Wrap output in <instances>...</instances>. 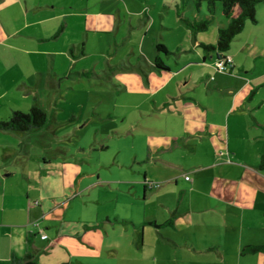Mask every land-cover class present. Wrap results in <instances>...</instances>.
Returning <instances> with one entry per match:
<instances>
[{
  "label": "crops",
  "instance_id": "0c3cea01",
  "mask_svg": "<svg viewBox=\"0 0 264 264\" xmlns=\"http://www.w3.org/2000/svg\"><path fill=\"white\" fill-rule=\"evenodd\" d=\"M101 1L0 0V119L7 118L13 110L27 111L34 103L46 110L45 101L55 104V92L67 97L70 95L68 88H78L69 83L65 85L64 80L91 73L85 69L82 72L66 69V65L70 55L71 61L76 62L75 58L88 53L85 45L89 37L87 32H101L112 27V16L108 14H114V11L108 12L107 0ZM96 3L102 5L101 10L93 13L96 20L89 23L88 9ZM63 4L65 10L58 11L56 8ZM199 14L195 19L202 16ZM87 28L91 30L84 33ZM239 38L241 36L235 40ZM198 39L201 40L195 34L194 40L201 46L203 41ZM182 49L178 47L173 49L175 52L168 51L181 57L188 46ZM55 52L60 55L57 57ZM214 53L215 56L209 54L210 58L217 56ZM229 53L232 55V48ZM156 54L154 52L152 58L148 57L152 62L146 59L149 66L152 63L154 73L162 75L176 69L164 58L168 67H157L154 63ZM206 55L200 53L202 60ZM183 59L185 61L176 71L190 67V59ZM178 62L176 59L175 63ZM204 66V73H191L182 82L184 87L179 93H164L162 101H158L155 95L147 100V105L152 101V109L148 107L146 112L157 121L148 128L152 132V140H148L146 154L136 152L132 161L119 160L116 156L112 162L117 163L121 170L124 165L130 166L134 172L133 179H110L108 174L98 170L94 181V171L85 166L90 163L89 159H84L83 164L82 161L55 162L52 155L43 150L42 137L39 138L45 125L28 131L0 129V264H15L14 257L22 259L27 254L32 255L31 259L36 264H180L182 260L186 262L184 264H214V261L219 264L221 259L227 258L226 249L221 245L222 236L208 239L203 224L211 230L220 228V222H207L206 217L218 219L215 211H221L225 203L237 196L245 199L243 194L248 192H251V201H256L257 210H264V201L258 199L264 197V186L258 185L247 172L251 171L264 182V170L257 167L264 149L252 143L253 137L247 130L256 129V125L261 124L252 126L238 118L244 110L239 104L241 94L250 87L251 91L263 87L264 71L258 81L246 79L239 71L249 70L248 65H240L233 58V66L228 69L235 73L232 76L234 83H231L229 78H225L226 72L212 71V66L206 63ZM203 80L206 81L205 87L201 86ZM192 81L194 86H191ZM149 85L154 87L151 83ZM33 87L37 94H34ZM124 87L122 83L117 90L123 91ZM20 90L28 96L23 98ZM145 99L136 104L141 111ZM50 111L47 110L46 124H53L57 119L55 112ZM38 145L41 150L34 151ZM197 148L201 149L200 157L189 162L181 159L196 157ZM176 152L180 157L175 156ZM206 154L209 161L203 163L202 158ZM215 166L219 167L220 174H217ZM83 175L92 178L86 179L90 193L99 196L95 200L104 203L108 197L102 193L109 195L114 190L116 200L120 198L123 203L128 201L138 208L142 206V215H135L123 204L112 208L99 206L93 218H70V205L57 211L55 205H62L65 201L59 195H76L79 191H76L74 181L79 177L80 182ZM26 180H30L33 187ZM147 206L152 208L148 215ZM242 209L244 212L245 207ZM243 215L241 213L240 218L243 219ZM169 219L172 222H167ZM37 220L40 222L35 226L34 221ZM52 226L56 231L49 235L45 229ZM92 231L100 234L98 241L92 240ZM42 234L46 237L43 238ZM37 236L47 239V244L55 241V245L48 244V249L45 245H38ZM253 243L264 244L250 240L242 243L241 237L239 249L241 256L246 255L252 261L260 259L257 252L242 254L240 250L244 244ZM57 245L64 250H57ZM43 253H47L49 258L42 259ZM259 264H264V259Z\"/></svg>",
  "mask_w": 264,
  "mask_h": 264
},
{
  "label": "rangeland",
  "instance_id": "374dc122",
  "mask_svg": "<svg viewBox=\"0 0 264 264\" xmlns=\"http://www.w3.org/2000/svg\"><path fill=\"white\" fill-rule=\"evenodd\" d=\"M60 1L66 2L68 0ZM99 1V3H102L101 0ZM104 1L106 2V0ZM99 3L90 6L88 9L89 23L96 20L93 13L101 10L102 5ZM217 4H220V2H217ZM63 6L65 4L58 6L56 9L58 11L65 10ZM202 9L206 14L205 3H203ZM255 9L257 21L245 20L244 29L239 35L241 38L234 39L231 42V48L232 57L240 65L246 63L249 67L247 71H245L246 68L240 70L239 74L246 79L254 78L258 81L259 76L264 71V1L259 2ZM107 11H114V14H108L109 17H113H111L112 27L102 29L101 32L91 33L87 32L91 30L87 28L84 33L87 32L89 35L88 41L86 40L85 43L88 53L79 55L83 60L80 61V58H75L76 62L71 61L72 56L69 54L71 62L69 61L66 65V69L72 68L73 71L77 70L79 72L85 69L91 73L89 75L81 74L74 76V79L63 81L65 85L69 83V85L78 87L75 89L68 88L69 96L65 97L61 92H55L53 100L55 104L50 105L49 101H45L46 111L55 112L57 119L56 122L53 121V124L51 122L45 124L42 127L43 132H40L39 135V138L42 137L44 144L43 150L45 149L47 155H52L55 162L59 161L63 164L64 161L66 163L82 161L83 164L86 161L84 159H89L90 163H86L85 166L90 171H94V181L98 170L108 174L110 179L133 177L134 172L130 166L124 165L123 170H121L117 163L112 162L116 156L119 160L132 161V156L136 152L139 155L146 154L148 140H152L150 135L152 132L148 128L157 121L155 117L148 115L146 112L148 107L152 109V101L150 102L151 105H147V100L155 95L158 101H162L161 95L164 93H179L181 87H184L182 82L188 79L191 73L193 75L204 73L205 63L212 66V71H217L215 58L209 56V54L215 56L214 51H209L206 58L202 60L200 53L204 52L206 54L207 52L200 45L198 46L194 40V35L197 34L201 39H198L199 42L215 44L218 26L225 25L223 15L217 11L205 30L192 32L185 20L180 18L179 12L177 13L175 0H107ZM181 13L183 17L191 21L195 19L196 14H199L197 7L189 2L186 3ZM15 22L19 23L20 20ZM4 30L6 31V29ZM84 35L83 38L86 39V35ZM156 43L164 44L168 47L167 50L178 47L184 49L188 46L187 51L183 52L181 57L173 53L165 54L162 51H160V54L164 60L176 69L185 61L183 58L187 60L189 58L191 61L190 67L178 71L174 69L162 75L154 73L151 67L152 63L149 66L146 59L152 62L150 58L156 52ZM49 47L53 48V46ZM44 48L42 47V49ZM173 51L175 52V50ZM76 53L78 54L77 51ZM46 54L49 56L48 51H46ZM55 54L57 57L60 55L56 52ZM176 59L180 62L175 63ZM228 69L219 71L226 72L228 75L225 78H229V82L234 83L235 79L232 76L235 73L229 72ZM122 83L125 85L124 90L118 91L117 87ZM149 83L153 84L154 87ZM239 83L241 82L239 81ZM205 84L206 81L203 80L201 86L205 87ZM194 85V81H192L191 86ZM197 85L199 86V84ZM159 87H161V90H158ZM37 88L40 89V86L37 85ZM251 88L245 89L241 94L242 100L239 104L242 105L244 110L238 118L241 122L245 120L247 124L250 122L252 126L256 123L261 124L256 125V129L247 128V130L253 137V140L251 139L252 143L254 142L259 148L264 149V86L257 91H251ZM32 89L34 94L38 93L34 87ZM20 92L23 98L28 96L25 92L21 90ZM145 97L141 111L136 104ZM243 115L245 118H243ZM36 149L41 150L39 145L34 147V151ZM204 149L207 150V147L204 146ZM200 150V148L196 149V157L185 156L181 159L188 160L186 162L194 161L200 157ZM175 156L180 157L178 152L175 153ZM260 157L261 155L259 159ZM202 160L203 163L209 161L207 160V154L203 155ZM134 166L137 167V165ZM215 170L217 174H220L218 166H215ZM247 172L258 182V185L264 186V182L257 179L251 171L248 170ZM36 176H39V174ZM78 178L74 181V187L79 192L76 195L67 193L59 195V198L65 201L62 205H55L57 211L70 205L68 213L70 218H79L80 216L93 218L99 206L107 205L108 208H112L113 206L120 207L123 204L131 208L135 215H142V206L138 208L136 205L129 204L128 201L123 203L120 198L116 200L114 190H111L114 194L106 195V193H102V195H105L104 197L108 198L104 200V203H100L98 199H94L99 196L96 193H90V186L88 188L87 185L88 180L92 178L83 175L80 182H78ZM26 182L29 183L30 187H33L30 180H26ZM229 183L231 184L230 181ZM235 184L237 185L236 182ZM235 184L233 186H236ZM140 191L142 192V189ZM250 194L251 192L243 194L245 199L237 196L232 201L225 203L221 211H215V214L219 216L218 219L206 217L207 222L221 223L220 228H212V230L203 224L208 239L217 235L222 236L221 245L226 249L227 258L221 259L219 264H222V262L223 264H259L261 259L262 261L264 259V251L257 252V255H255H259L260 259L253 261L247 259L248 256H241L239 253L241 237L242 243L245 240L264 243V210H257L256 201H251ZM193 197L194 202L196 196ZM258 199L264 201L263 196ZM242 206L245 207L244 212ZM151 209L147 206L146 215L149 214L148 211ZM241 213H244L243 219L240 218ZM51 215L54 216L53 213ZM42 222H45V220ZM49 222H52V220ZM200 222L203 221L200 219ZM55 229L56 227L52 226L47 227L45 231L50 235L51 231L55 233ZM91 234L92 240H99V233L92 231ZM36 239L38 245H45L47 249L48 244L55 245V241L51 242L49 240L50 243L47 244V239L42 240L39 236ZM56 249L64 250L60 245H57ZM53 250L55 251V248ZM41 257L47 259L49 255L43 253ZM184 263H186L184 260L180 262V264ZM215 263L217 262L214 261Z\"/></svg>",
  "mask_w": 264,
  "mask_h": 264
},
{
  "label": "trees",
  "instance_id": "16d2710c",
  "mask_svg": "<svg viewBox=\"0 0 264 264\" xmlns=\"http://www.w3.org/2000/svg\"><path fill=\"white\" fill-rule=\"evenodd\" d=\"M177 4V13L179 12L181 19H184L187 25L191 28L192 32L205 30L212 17L215 13L219 11L226 21L224 26L218 27L217 39L215 44H205L201 43L203 50L209 54V51L214 50L216 52L215 65L217 61H222L225 68H219L216 66V70L225 71L226 68H231L233 66V57L229 53L231 48V42L237 38L244 29L245 20H251L256 22L255 17L256 5L264 0H175ZM192 3L197 7V11L203 15L200 18L194 20H188L183 17L182 11L186 3ZM220 2V4H217ZM203 3H205L206 14L204 13ZM156 56L154 58V63L159 68H167L168 65L161 58L160 51L169 53L167 47L164 44L156 43ZM230 57V60L228 58ZM48 120V113L43 106L38 103H34L30 106L27 111L13 110L12 113L4 119H0V129H10L16 131H28L46 124ZM257 167L260 170H264V153L257 163ZM39 220L34 221L35 226L39 225ZM167 222H172L169 219ZM33 234H31L32 236ZM45 238L46 234H42ZM29 243H31L30 237L28 238ZM241 253H255L259 251H264V244H244L241 247ZM31 254H27L25 258H13L15 264H36L32 259Z\"/></svg>",
  "mask_w": 264,
  "mask_h": 264
},
{
  "label": "built area",
  "instance_id": "2783aa9c",
  "mask_svg": "<svg viewBox=\"0 0 264 264\" xmlns=\"http://www.w3.org/2000/svg\"><path fill=\"white\" fill-rule=\"evenodd\" d=\"M228 60H230V57L228 58ZM216 66L219 67V68H221V69H222V68H225L224 63H223L222 61H217V62H216ZM185 178L188 179L189 176L186 175Z\"/></svg>",
  "mask_w": 264,
  "mask_h": 264
}]
</instances>
